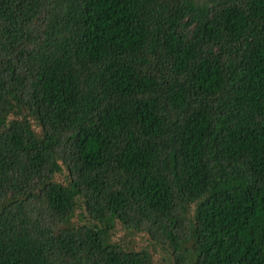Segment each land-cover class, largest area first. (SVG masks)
<instances>
[{"label": "trees", "instance_id": "trees-1", "mask_svg": "<svg viewBox=\"0 0 264 264\" xmlns=\"http://www.w3.org/2000/svg\"><path fill=\"white\" fill-rule=\"evenodd\" d=\"M154 248L264 264V0H0V264Z\"/></svg>", "mask_w": 264, "mask_h": 264}, {"label": "rangeland", "instance_id": "rangeland-1", "mask_svg": "<svg viewBox=\"0 0 264 264\" xmlns=\"http://www.w3.org/2000/svg\"><path fill=\"white\" fill-rule=\"evenodd\" d=\"M136 243L138 246H141V247L146 246L147 244V242L143 239H137ZM137 245L135 246L138 247ZM153 257L160 264H173V262L171 261L170 254L167 253L166 250H158L157 248H154Z\"/></svg>", "mask_w": 264, "mask_h": 264}]
</instances>
